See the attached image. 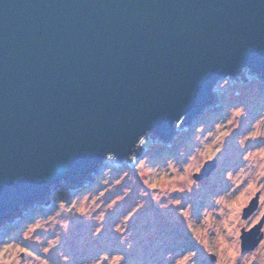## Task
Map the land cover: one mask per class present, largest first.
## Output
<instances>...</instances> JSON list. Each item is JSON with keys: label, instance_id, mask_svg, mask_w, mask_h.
<instances>
[{"label": "water", "instance_id": "obj_1", "mask_svg": "<svg viewBox=\"0 0 264 264\" xmlns=\"http://www.w3.org/2000/svg\"><path fill=\"white\" fill-rule=\"evenodd\" d=\"M246 71L264 82V0H0V227L148 133L169 143Z\"/></svg>", "mask_w": 264, "mask_h": 264}, {"label": "rangeland", "instance_id": "obj_2", "mask_svg": "<svg viewBox=\"0 0 264 264\" xmlns=\"http://www.w3.org/2000/svg\"><path fill=\"white\" fill-rule=\"evenodd\" d=\"M214 93L169 143L148 133L129 160L109 155L80 185L21 209L0 227V264H264V221L254 250L240 249L264 216V82L246 71Z\"/></svg>", "mask_w": 264, "mask_h": 264}, {"label": "bare ground", "instance_id": "obj_3", "mask_svg": "<svg viewBox=\"0 0 264 264\" xmlns=\"http://www.w3.org/2000/svg\"><path fill=\"white\" fill-rule=\"evenodd\" d=\"M194 149V148H193ZM189 161V160H188Z\"/></svg>", "mask_w": 264, "mask_h": 264}]
</instances>
